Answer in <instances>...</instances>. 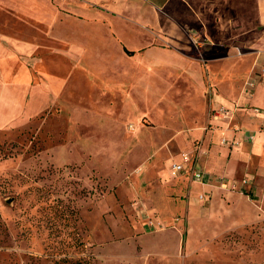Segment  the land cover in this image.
Instances as JSON below:
<instances>
[{"label":"rangeland","instance_id":"rangeland-1","mask_svg":"<svg viewBox=\"0 0 264 264\" xmlns=\"http://www.w3.org/2000/svg\"><path fill=\"white\" fill-rule=\"evenodd\" d=\"M19 4L0 0V264H264V165L228 171L255 141L238 140L243 118L264 113L244 104L255 89L223 86L225 97L237 90L225 104L197 81L201 67L196 78L124 61L121 73L88 70L67 82L68 70L51 64L67 54L65 38L45 41L44 91L28 88ZM42 12L43 24L70 15ZM185 155L209 174L204 182L174 173Z\"/></svg>","mask_w":264,"mask_h":264},{"label":"crops","instance_id":"crops-1","mask_svg":"<svg viewBox=\"0 0 264 264\" xmlns=\"http://www.w3.org/2000/svg\"><path fill=\"white\" fill-rule=\"evenodd\" d=\"M19 6L22 11L19 45L25 57L30 58L21 70L29 79L25 83L28 88L31 83L36 90L44 91L41 79L50 64L45 41L58 43L65 38L67 54L54 55L51 64L68 70L67 82L75 74L88 70L121 73L123 61L136 63V70L163 67L187 76H195L191 69L201 67V77L197 80L201 87L207 83L221 91L223 86L238 84V90L250 85L255 93L244 98V104L264 109V0H20ZM49 7L65 9L70 15L48 24L39 23L43 20L42 10ZM57 24L67 25L66 35H60L61 27ZM41 25H50L51 33L46 34ZM4 38L10 51L12 43L8 37ZM35 42L36 46L30 45ZM179 45L189 52L187 56L178 54ZM39 50L43 53L41 57ZM195 50L204 51V56L210 59H196ZM126 51L134 55L129 56ZM23 83L20 80L15 87ZM7 86L15 88L11 84ZM237 90H233L232 97H225L221 91L218 100L230 104V99L237 97ZM26 97L28 102L34 97L32 90ZM260 116L243 118L246 133H239L238 140L256 133L255 141L244 142L243 149L233 153L228 168L230 175L241 163L251 165L260 161L264 165V113ZM216 161L222 167L217 151L213 157L215 168ZM218 166L216 174L221 173ZM199 171L205 180L209 177L208 173ZM260 172L263 175L264 167Z\"/></svg>","mask_w":264,"mask_h":264},{"label":"built area","instance_id":"built-area-1","mask_svg":"<svg viewBox=\"0 0 264 264\" xmlns=\"http://www.w3.org/2000/svg\"><path fill=\"white\" fill-rule=\"evenodd\" d=\"M239 131V130H238ZM250 140H254V136H249ZM190 158L188 156H183L180 161L173 163L172 168L174 173H188L191 177L197 181L204 182L205 175L198 169L192 168L190 166Z\"/></svg>","mask_w":264,"mask_h":264},{"label":"trees","instance_id":"trees-1","mask_svg":"<svg viewBox=\"0 0 264 264\" xmlns=\"http://www.w3.org/2000/svg\"><path fill=\"white\" fill-rule=\"evenodd\" d=\"M126 52H127V54H128L129 56H133V55H134L133 52H130V51H126Z\"/></svg>","mask_w":264,"mask_h":264}]
</instances>
